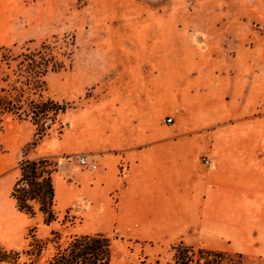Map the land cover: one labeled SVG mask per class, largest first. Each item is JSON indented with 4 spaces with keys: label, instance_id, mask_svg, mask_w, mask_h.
I'll return each instance as SVG.
<instances>
[{
    "label": "rangeland",
    "instance_id": "rangeland-1",
    "mask_svg": "<svg viewBox=\"0 0 264 264\" xmlns=\"http://www.w3.org/2000/svg\"><path fill=\"white\" fill-rule=\"evenodd\" d=\"M55 38L59 45L72 44V54L58 56L66 69L49 73L48 95L68 103L69 109L34 149L27 148L35 134L31 123L8 117L0 129V246L24 251L34 235L46 239L53 229L62 233L63 245L74 235L104 233L113 239L112 264H174L172 247L180 240L160 244L117 230L119 209H96L98 177L104 173L99 158L83 148L69 151L111 139L116 124L124 123L118 109L126 108V97L141 87L148 90L155 79L153 63H165L167 88L181 69L211 67L220 72L234 61L264 63V0H0V48L19 53ZM172 104L165 103L160 119L167 125L172 123L166 121L173 117ZM82 154L98 161L96 171L80 166ZM43 156L59 163L55 178L59 221L52 226H46L41 216L20 213L11 198L20 162ZM123 164L127 165L122 161L117 172L121 180L129 171L128 167L123 174ZM118 199L117 192L110 194L113 207ZM53 253L50 244L41 258L23 255L21 261L47 264ZM242 255L233 262L264 264L263 257Z\"/></svg>",
    "mask_w": 264,
    "mask_h": 264
},
{
    "label": "crops",
    "instance_id": "crops-1",
    "mask_svg": "<svg viewBox=\"0 0 264 264\" xmlns=\"http://www.w3.org/2000/svg\"><path fill=\"white\" fill-rule=\"evenodd\" d=\"M153 64L155 79L126 97V108L118 109L124 123L111 139L69 151L83 148L99 158L96 209H119L117 230L129 238L264 258V63L181 69L168 88L165 63ZM167 101L170 125L160 121ZM122 161L129 171L121 180ZM112 192L119 196L115 207Z\"/></svg>",
    "mask_w": 264,
    "mask_h": 264
},
{
    "label": "trees",
    "instance_id": "trees-1",
    "mask_svg": "<svg viewBox=\"0 0 264 264\" xmlns=\"http://www.w3.org/2000/svg\"><path fill=\"white\" fill-rule=\"evenodd\" d=\"M44 41L36 48H23L15 53L13 48H0V129L8 117L31 123L35 127L34 139L28 149L39 146L69 109L68 103H60L48 95L47 76L50 72L66 69L59 55L71 56L70 44L64 41ZM64 49L63 53L58 50ZM59 163L52 156L24 159L19 164V177L13 185L11 198L17 210L30 217L41 216L46 226L59 221L56 209V182ZM62 233L53 229L46 239L32 237L28 249L8 250L0 246V264H25L22 256L41 258L48 245L54 253L47 264H112L113 239L104 234H78L61 243ZM174 264H242L233 258L242 254L198 248L180 241L173 247Z\"/></svg>",
    "mask_w": 264,
    "mask_h": 264
},
{
    "label": "built area",
    "instance_id": "built-area-1",
    "mask_svg": "<svg viewBox=\"0 0 264 264\" xmlns=\"http://www.w3.org/2000/svg\"><path fill=\"white\" fill-rule=\"evenodd\" d=\"M166 121L171 123L172 119L169 118ZM78 162L83 169H86L89 172H94L99 167L98 161L94 158H91V156H89L87 154L80 155L78 158ZM203 163L205 166L210 167L212 165V160L209 157H206L204 159ZM121 167H122L123 174H126L128 166L123 164V165H121Z\"/></svg>",
    "mask_w": 264,
    "mask_h": 264
}]
</instances>
